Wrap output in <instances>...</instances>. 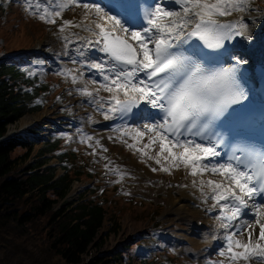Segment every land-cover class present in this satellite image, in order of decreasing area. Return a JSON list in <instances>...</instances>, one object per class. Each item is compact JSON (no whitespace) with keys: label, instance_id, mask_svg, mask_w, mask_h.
I'll list each match as a JSON object with an SVG mask.
<instances>
[{"label":"snow or ice","instance_id":"6c2138e0","mask_svg":"<svg viewBox=\"0 0 264 264\" xmlns=\"http://www.w3.org/2000/svg\"><path fill=\"white\" fill-rule=\"evenodd\" d=\"M79 3L84 9L93 10L98 19L106 17L111 22L108 27L105 23H95V29H86L96 39L94 42L86 40L85 47L101 53V57L87 55L86 59L74 60L93 73L90 79L112 94L105 101L109 105L105 119L110 113L111 118L122 125L125 121H134L138 125L134 127V139L142 144L136 150L161 165L166 173L183 166L194 178L193 186H197L195 178L206 172L225 176L226 184L199 181L202 193L205 184L210 186L212 195L204 193L203 202L211 200L210 207L218 209L214 215L220 217V227L224 229L226 251H218V254L227 256L232 264L240 260L245 264H264V118L257 119L234 107L247 98L236 75L247 61L233 56V65L208 70L190 64L177 51L193 37L212 50L244 43L246 38L240 31H230L232 24L218 23L214 17L231 15L234 11L251 12L248 0H217L216 3L120 0L129 13L127 17L103 4V0L100 3L79 0ZM53 11L56 17L61 15L59 10ZM44 13L39 17L41 20L56 22L48 18L47 8ZM64 24L70 22L64 21ZM188 25L192 30L185 37ZM117 27L120 33L128 35L116 34ZM130 41H135V45ZM80 54L86 55L83 49ZM63 74L68 75V72ZM71 79L75 84L80 77L71 76ZM79 91L93 96L86 87ZM100 100L103 98L96 97L89 102L95 104ZM218 149L227 152L225 162L218 159L222 155ZM149 150L156 151V155H148ZM161 158L167 160L170 167H163ZM157 170L152 168V171ZM256 226L259 227L258 237L254 231ZM244 236L246 240L239 238Z\"/></svg>","mask_w":264,"mask_h":264},{"label":"rangeland","instance_id":"374dc122","mask_svg":"<svg viewBox=\"0 0 264 264\" xmlns=\"http://www.w3.org/2000/svg\"><path fill=\"white\" fill-rule=\"evenodd\" d=\"M65 1L66 4L59 10L61 12L59 17L54 15L53 10L47 9L48 18L55 19L56 22L46 23L39 18L40 16L37 17L36 15L31 14L33 13V10L31 11L27 5L25 7L16 0H0V56L8 57L6 61H12L22 68L24 67L23 69L27 71L29 76L37 75L39 80L41 79L42 81H47L46 84H50L48 86L47 93L50 92V95L53 98L52 101L41 111L26 114L17 123L12 124L9 127L10 133L22 131L24 127L22 129H20V127L24 125V123L31 125V121L38 120L39 124L32 126L34 128H40L36 134H44L42 136L47 139V135H45L47 132L57 133L59 132L58 130H60L64 132V142H66L68 134L71 132L70 129H72V131H76L77 134L79 133L78 129H75V127L73 129V123L76 121L75 119L80 118V116L87 117L92 112L89 107L90 104L86 103L89 97L81 94L79 91L82 89V86L85 85L87 91L94 93V95L97 94V97H100L103 93L105 94H103V96L108 98L111 97L110 93L105 92L100 87L99 83L90 79L89 74L86 71H83L77 63L72 61L73 59H70V57H72V53L69 51V47L66 48L67 51H64L65 49H62L60 44V42H62L67 45V39L73 38L74 35L77 37L78 33H76V31L80 28H78L77 25L80 26L84 20L99 21L102 19H98L93 10L83 9L79 0ZM235 1L238 0H234V2ZM247 7L253 9L251 13L261 14L263 16L261 21L262 25H264V7L255 8L251 0H248ZM43 9L46 8L43 7ZM43 13H41V15H43ZM64 21H69L70 24L65 25ZM88 23L85 22L83 25L84 29L82 30H86ZM60 27H63V32L59 30ZM117 31H119V29ZM22 54H24L23 57L25 61H23L22 58H10V56H20ZM58 60H63L65 63L57 64ZM40 67H43L44 71H39ZM61 70H66L68 75L61 74ZM71 76L80 77L79 82L74 84ZM83 97H85L84 100ZM95 115L96 114H91L88 118H93ZM65 127L70 129L67 130ZM26 132L27 131H25V133ZM133 136L135 137V135ZM108 141L110 143V147H114L118 151L121 150V153L128 155L129 158H136L134 153L131 155L130 153H127L128 150L132 148L129 147L126 141H116L113 136H110ZM86 142L87 141L85 139H80L79 135L74 142V144L78 143L77 149L74 146V149L72 148V150L77 151L78 153L79 150H82L85 156L86 154L90 155L89 161L87 160V156L84 157L83 161V165H86L87 162L90 164L88 169H91L95 171L96 174L100 175V172L104 170V178H102L103 180L99 186L100 189L106 188L110 183V185H116V191H120L121 193L122 188L119 187V185L122 184L119 180H117V182H107V171L104 169L105 158L108 155L107 151L104 152L87 147ZM44 144L45 143L43 142L37 143L34 146L31 155L24 162L35 161L38 158L37 154L39 150L45 146ZM80 144L84 147L79 146ZM65 148L69 149L71 146H65L63 150H66ZM22 151H24V147L17 149V152ZM152 155L155 156L156 154ZM47 156H50L48 164L57 165L59 167V161L55 157H51L49 153ZM97 159H99L100 163L95 164L98 162ZM145 159L146 161H152L155 163L154 160H149L148 158ZM163 161L168 163L165 159H163ZM22 162L23 161H21V163ZM137 162L138 161H136V163ZM64 164H66V162H62V168H58V174L63 172L62 169ZM173 170L177 169L174 168ZM179 170H183V166L180 167ZM209 175L219 174H212L211 172H208L205 173L203 177H208ZM97 177H99V175H97ZM171 177L172 174L168 177V179H171ZM93 187H96V183L93 178L87 181L75 180L72 183V188L68 195L71 197H78L80 194H83L87 198L93 197L95 195V193L91 191ZM145 189L146 188H144V190ZM148 191L152 193L151 189H148ZM166 193L167 192L165 191L157 193V189L154 188L152 194L156 197H153L154 200L142 202L139 199H132L130 201V205H127V201L124 205H120L119 202L116 204V210L121 211V214H118V227L116 226L117 228H113L114 225H116L117 220L112 218L111 213H108L97 238L99 240H103L100 249L105 252V255H114L115 253L126 250V246L130 245V247H133L134 251L138 253V255H141L139 251L143 250V256H148L146 263H143L141 260H137L135 261V264H192V261L187 257L178 258L175 255V251L172 249H158V246L165 247L162 243L163 239L172 238L176 234L182 235V231H184L183 228H185V226H183L185 225V218L177 217L178 212L174 213L175 209L171 208L169 196L165 195ZM171 223L174 225L176 223L181 224L182 227L181 225L180 227L177 225L175 227ZM171 228L173 230H171ZM137 238L139 240L134 243ZM239 238L244 240V237ZM236 251L240 250L237 249ZM96 253V249L93 246L87 254L84 262L81 264H93L95 260L93 256ZM224 258L226 261L229 260L227 256H224ZM60 264L65 263L61 262Z\"/></svg>","mask_w":264,"mask_h":264},{"label":"trees","instance_id":"16d2710c","mask_svg":"<svg viewBox=\"0 0 264 264\" xmlns=\"http://www.w3.org/2000/svg\"><path fill=\"white\" fill-rule=\"evenodd\" d=\"M37 81L14 63H0V264H81L93 246L97 252L93 264H135L137 253L130 245L114 255L97 251L103 243L98 234L111 208L108 192L88 198L68 195L75 180L94 175L81 162L63 174L48 165L46 153L60 160L74 155L68 150L57 152L62 136L47 142L30 162L24 161L39 137L3 138L11 124L51 102L48 85ZM20 147L24 151L17 152ZM112 217L117 228L116 211Z\"/></svg>","mask_w":264,"mask_h":264},{"label":"bare ground","instance_id":"6f19581e","mask_svg":"<svg viewBox=\"0 0 264 264\" xmlns=\"http://www.w3.org/2000/svg\"><path fill=\"white\" fill-rule=\"evenodd\" d=\"M201 2H203V0H201ZM208 2L209 3H216L217 0H208ZM59 3H61V8H63V6L66 4V1L65 0L64 1L59 0ZM179 10L182 11V9H179ZM230 18H234V19H237L239 21V25L244 30L245 38H246L244 43L240 42V46L238 45L241 49H244V50L237 51L235 54L237 56H240L242 60H246L248 62H251V64H252V62H255V61H259L261 63H264V25H262V21H261L263 16L261 14H255V13L245 11V12H233L231 15H227L224 17H219V16L214 17V19H219V20H227ZM168 19H171V18H168ZM250 20L254 21L255 23L254 24H252V23H241V22H247ZM89 21H91V22H89ZM89 21L84 20L83 23L80 24V26H79L80 28L78 27L79 29L76 31V33H78L77 37L74 35L73 38L66 40L67 45L69 47H72L74 50H78L81 53V50L83 49V51L86 54L85 56L89 55V52H90V50L85 47V41L90 39L94 42L96 39V37L93 36V34L91 32H89L87 30H82L85 22H87V23L89 22L88 25L86 26V29H87V27H89V25H90V27H93V29H95V23H105L106 27L110 26V24H111L110 21H107L106 17H104L102 20H99V21H96V20H89ZM161 23H167V20H161ZM190 27H191V25H188L186 27V30ZM118 29L119 28L117 27V30ZM96 31H98V29H96ZM60 44H61L62 49H65L64 51H67V49H66L67 45L63 44L62 42H60ZM66 54H68V53H66ZM59 63H65V61L58 60L57 64H59ZM110 95H112V94H110ZM80 118H82V117H80ZM147 136H148V134L145 133V141L147 140ZM158 147H159V145L157 144L156 145L157 151H158ZM148 152L152 153V154H156V151L149 150ZM165 154L167 155V153H165ZM161 160H163V159L161 158ZM168 167H170L169 163H168ZM206 173H208V172H206ZM199 177L202 178L204 181L213 180V181L224 183V184L227 183L226 177L221 176V175H209L208 177H205L206 179L203 176H199ZM196 178H198V176ZM171 179H172V181L175 182L174 183L175 186L173 188L172 195L169 196V202H170L171 208L175 209V212L173 210H171V211H173L174 213L178 212L177 213L178 215L176 214L177 217H182V218H185L187 220L188 227L183 228L184 232H185V233H183V235L187 234L189 232V230H191V228H190L191 224H193L192 227H195L197 229H201V233L198 234V233L193 232L192 235H190V238L193 239V241L191 243V246H187L186 249H187L188 254L192 256V258L197 262V264H204L205 260H208V258L211 257L212 252L214 251V250L210 251V256L202 257L204 255V253H208L205 246L207 244L212 243L213 246L215 247V245H214L215 238L221 239L223 236L222 233H224V229H222L220 227V222H221L220 217L209 216L207 214L206 210L203 211L202 209H198V208L194 207L192 205V202H196V203L199 202L202 205H204V207L212 208L216 212L218 211V209L216 207H210V205L212 203L211 200H209L208 203H204L203 202L204 201V195H202V193L193 192L194 191L193 188L187 189V188L182 187L184 183L190 184V183H192V179H194L191 175L187 174V171L184 168H183V170H176V171L174 170L173 171V177ZM205 185L207 186L205 193L207 195L210 194V197H211V195H212L211 188L207 184H205ZM233 187H234V185H233ZM250 206H251V204H250ZM248 219L251 220L252 217L249 216ZM182 221H183V219H182ZM172 225H174V224H172ZM176 225L178 227H180L181 224L176 223L174 226L176 227ZM183 226H185V225H183ZM181 227H182V225H181ZM171 230H173V229L171 228ZM254 231H255L256 236L258 237L259 227L256 226ZM182 239H188V238H185V237L180 238V236H179V237L175 238L174 240L176 242H178L179 240H182ZM246 239H247V237L244 236V240H246ZM222 261H224V259H222ZM238 264H245V261L240 260V261H238ZM249 264H251V262H249Z\"/></svg>","mask_w":264,"mask_h":264}]
</instances>
